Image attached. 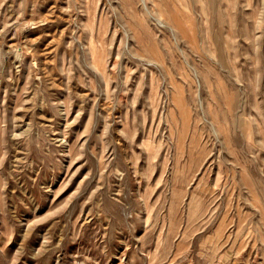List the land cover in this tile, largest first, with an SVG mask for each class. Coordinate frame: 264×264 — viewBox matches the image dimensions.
Here are the masks:
<instances>
[{
  "label": "rangeland",
  "instance_id": "1",
  "mask_svg": "<svg viewBox=\"0 0 264 264\" xmlns=\"http://www.w3.org/2000/svg\"><path fill=\"white\" fill-rule=\"evenodd\" d=\"M0 264H264V0H0Z\"/></svg>",
  "mask_w": 264,
  "mask_h": 264
}]
</instances>
